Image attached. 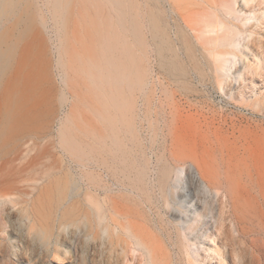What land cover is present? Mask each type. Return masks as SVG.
<instances>
[{
    "label": "rangeland",
    "instance_id": "obj_1",
    "mask_svg": "<svg viewBox=\"0 0 264 264\" xmlns=\"http://www.w3.org/2000/svg\"><path fill=\"white\" fill-rule=\"evenodd\" d=\"M15 1V13L3 22L7 41L2 48L13 39L20 50L29 35L42 30L48 54L59 45L91 107L101 87L82 72V61L100 57L108 41L116 43L117 34L125 105L113 124L83 108L86 101L80 100L82 115L73 123L65 119L68 106H59L50 134L57 149L43 161L48 167L58 160L64 171L72 167L77 183L68 187L63 178L59 191L46 180L41 197L36 190L26 200L0 206V264H147L145 258L132 257L126 235L121 228L113 229L110 218L99 223L94 216L81 174L86 166L105 172L115 206L134 207L140 222L160 241L168 256L156 264H186L177 232L168 221L171 209L162 200L160 180L163 173L173 180L175 166L185 165L187 180L175 189L178 196L197 202L207 214L219 212L220 202L201 189L191 164L209 160L210 184L231 191L245 143L252 137L264 138V64L252 71L245 65L256 62L257 56L264 59V24L250 26L257 36L247 42L244 61L234 69L240 76L221 85L208 52L212 46L207 39H195L168 0H120L119 5L109 0H60L61 8L58 0ZM194 7L202 14L209 11L207 6ZM219 15L229 20L221 11ZM179 25L186 35L177 39ZM14 67L15 60L7 76ZM61 124L66 136H81L73 160L60 143ZM223 241L227 264H237L238 251L244 254V264H264V236L258 240L255 262L248 248L250 237L224 233Z\"/></svg>",
    "mask_w": 264,
    "mask_h": 264
},
{
    "label": "bare ground",
    "instance_id": "obj_2",
    "mask_svg": "<svg viewBox=\"0 0 264 264\" xmlns=\"http://www.w3.org/2000/svg\"><path fill=\"white\" fill-rule=\"evenodd\" d=\"M109 2L119 5L120 0ZM168 2L176 16L194 33L195 39L198 42L207 39L212 46L208 52L213 59L220 84H224L232 76L239 77L240 73L236 74L234 69L242 59L244 61L242 56L245 49L249 48L247 42L257 36V30L250 26L264 24V0ZM16 4L15 0H0L1 207L8 202L26 200L36 190L39 191L38 197H41L42 186L46 180L53 183V187L59 191L63 178L68 187L77 183L72 167L64 171L58 160L45 167L43 159L55 154L57 149L50 134L60 110L59 106H68L69 113L65 119L73 123L74 117L82 115L78 108L80 100H87L84 94H80V85L71 63H68L71 68L64 63L59 45H56L54 54H48L47 41L42 30H35L29 35L20 50L18 45L13 43V39L8 42L7 49L2 48V44L7 41L3 22L15 13L18 7ZM202 5L207 6L208 13L196 11L194 6ZM58 6L62 7L60 0ZM219 11L228 16L229 20L223 19ZM10 29L14 30L15 26ZM185 33L179 25L174 34L180 39L185 37ZM115 39L114 44L107 42L106 50L100 57L88 58L81 64L82 72L101 87L96 105L91 107L87 101L81 102L83 108L95 112L107 124L119 121L118 112H121L125 105L122 96L124 69L117 34ZM185 40L187 41L186 38ZM14 60L15 67L7 76ZM263 64L264 59L258 56L256 62L249 60L245 63L251 68L250 71L262 67ZM68 69L72 75H69ZM99 103H102L101 109L96 107ZM87 123L90 124V121ZM63 125H60V143L73 160L79 154L81 136H66ZM237 162L239 176L231 191L215 188L210 184L212 165L209 160L197 159L191 164V170L199 180L201 189L220 202L217 214H207L199 209L197 202L191 203L188 199L178 196L175 189L181 181L187 180L185 165L175 166L173 180L169 174H162V200L165 206L171 209L168 221L177 232V244L186 264H227L224 233L228 236L233 234L237 238L250 237L251 245L248 248L251 249L252 261L257 260L258 240L264 236V138L248 139L244 153ZM104 173L91 170L88 166L81 172L82 178L87 181L85 197L90 202L98 222L102 223L110 218L114 230L121 228L133 258H145L147 264H156L157 261L167 259L168 255L161 250L162 244L147 226L140 222L136 209H119L115 206L113 198H110V193L114 190L112 185L105 181ZM109 226H105L104 230L107 231ZM234 258L237 264H244V254L240 251L235 253Z\"/></svg>",
    "mask_w": 264,
    "mask_h": 264
}]
</instances>
